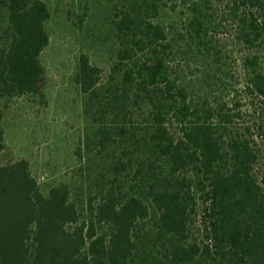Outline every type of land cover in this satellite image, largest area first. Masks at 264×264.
Masks as SVG:
<instances>
[{
    "label": "trees",
    "instance_id": "obj_1",
    "mask_svg": "<svg viewBox=\"0 0 264 264\" xmlns=\"http://www.w3.org/2000/svg\"><path fill=\"white\" fill-rule=\"evenodd\" d=\"M163 1L131 0L117 15L121 47L107 79L80 58L83 147L107 152L113 174L87 212L66 184L45 194L28 161L0 167V264H264V0H229L247 49L242 83L197 2L184 70L155 21ZM50 19L44 0H0V154L2 103L42 91ZM226 82L241 85L236 97L250 109L260 102L261 120L236 125L240 110L217 94Z\"/></svg>",
    "mask_w": 264,
    "mask_h": 264
},
{
    "label": "rangeland",
    "instance_id": "obj_2",
    "mask_svg": "<svg viewBox=\"0 0 264 264\" xmlns=\"http://www.w3.org/2000/svg\"><path fill=\"white\" fill-rule=\"evenodd\" d=\"M44 1L51 19L47 25L50 41L41 55L45 68L42 91L2 103L5 138L0 167L28 161L45 194L53 186L66 184L71 203L87 212L91 196L100 192L113 174L107 152L83 147L90 132V119L85 114L84 94L76 83V76L82 55L88 56L91 63L101 69L103 78L111 75L121 47L115 21L131 0ZM201 1L168 0L165 6L163 1L155 21L165 26L171 38L177 41L181 52L178 61L185 70L190 57L184 37L194 15L195 3H199L212 22L218 48L229 53L228 69L237 75V83H242V58L247 49L236 39L230 1ZM194 71L199 73L195 67ZM221 85L216 86V89L221 88L218 96L234 111L241 112L242 117L236 118L238 127L252 126L261 120L260 102L250 109L244 94L236 97L235 91L241 90L240 84L234 88L227 82ZM258 141L264 150V137L259 136ZM262 164L264 175V157ZM120 180L125 186L129 185L127 177Z\"/></svg>",
    "mask_w": 264,
    "mask_h": 264
}]
</instances>
